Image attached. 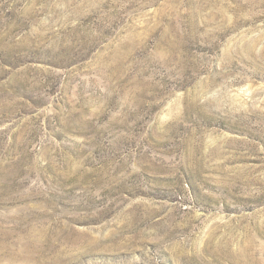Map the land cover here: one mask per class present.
I'll list each match as a JSON object with an SVG mask.
<instances>
[{"label": "rangeland", "instance_id": "1", "mask_svg": "<svg viewBox=\"0 0 264 264\" xmlns=\"http://www.w3.org/2000/svg\"><path fill=\"white\" fill-rule=\"evenodd\" d=\"M0 264H264V0H0Z\"/></svg>", "mask_w": 264, "mask_h": 264}, {"label": "bare ground", "instance_id": "2", "mask_svg": "<svg viewBox=\"0 0 264 264\" xmlns=\"http://www.w3.org/2000/svg\"><path fill=\"white\" fill-rule=\"evenodd\" d=\"M246 45H248V44H246Z\"/></svg>", "mask_w": 264, "mask_h": 264}]
</instances>
